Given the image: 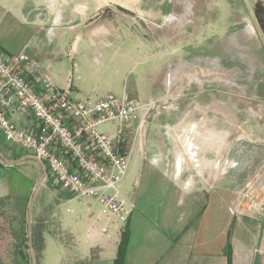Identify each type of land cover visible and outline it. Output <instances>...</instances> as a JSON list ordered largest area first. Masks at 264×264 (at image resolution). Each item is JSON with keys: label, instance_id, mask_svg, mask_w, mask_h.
Returning a JSON list of instances; mask_svg holds the SVG:
<instances>
[{"label": "rangeland", "instance_id": "rangeland-1", "mask_svg": "<svg viewBox=\"0 0 264 264\" xmlns=\"http://www.w3.org/2000/svg\"><path fill=\"white\" fill-rule=\"evenodd\" d=\"M95 1L102 3L97 13L90 7L83 23L81 16L77 14L73 19L74 28L65 31L60 26L56 27L50 44L45 41L55 53L63 48L64 31L65 36L71 38L83 34V39L90 43L88 38L95 36L91 35L90 27L97 22L96 25L102 29L99 36L107 39L110 45L95 50L101 65L93 66L92 76L88 74L85 77L81 91L87 94L81 98L77 96V80L75 76L72 80L73 76L69 71L65 72L64 83H57L60 89L65 86L68 92L70 89L73 91V98L84 101L99 98L103 94H113L120 98L124 94V86L131 87L134 84L139 89L141 99L151 102V108L143 121L126 127L127 134L123 143L129 144L132 152L128 173L120 185V193L128 200H135V211L149 215L158 227L160 241H156L155 254H164L173 259V245L179 241V236H183L184 257L186 248L189 249L190 257L196 253L197 247L192 243L191 237L198 236L199 243L221 242L217 223L210 225L213 228L209 237L205 236L206 230L201 231L210 227L207 215L215 211L214 202L208 201V192L212 190L216 194L227 190L226 194H233L235 199L239 196V202L232 198L233 201L229 204L228 210L233 219L239 220L242 215H246L261 225L264 224V212L260 211L256 215L249 209L254 201L264 205V200L257 198L264 187V174L254 170L252 160L259 157L264 147V140L258 132L259 128L264 130V101L255 91L258 77L255 74L254 59L248 58L245 49L239 44V36L243 30L254 33V17L251 12L255 0H68V3L74 6L78 3L91 5ZM109 2L110 6H105ZM137 36L143 37L135 38ZM82 51L92 56V50L82 47ZM98 52L102 55H98ZM61 53H64L63 61L68 64L70 56L67 57L63 49ZM117 66H122L125 74L114 73ZM163 67L166 73L162 93L158 97L147 98V90L158 85L164 75V72L160 73ZM117 126V121H111L102 124L100 129L105 130L108 137L115 141ZM183 130L189 134V137L186 135V140L191 136H201L202 138H195L197 144H209L208 146L213 147L206 142L208 135L211 143L215 141L216 151L230 153L229 167L223 164L221 158L215 162L216 179L228 176L233 178L245 172V178H249L248 184L245 185V180L241 185L236 179L231 180V184L221 180L214 186H200L196 192L188 180L187 191H173L172 186L178 188L184 184L185 176L178 185L177 181L183 176H180L182 171L179 172L177 159L174 166H161L159 151L166 149L181 155V142H184L186 134L182 133ZM182 157L185 159L183 155ZM199 166L198 161L196 167ZM197 175H192V179L201 178ZM175 176L178 178L174 185ZM21 190L20 200L15 204L25 207L28 190L26 186ZM42 191L41 188L35 193V198L40 196L36 203L33 200L27 206L25 223L23 222L28 226L31 219L33 223L34 242L32 245L27 243L28 248L24 249V255L30 264H39L38 259L41 257L37 249L36 210L40 205ZM219 209L216 207V211ZM65 210L67 207L59 209L60 212ZM46 211L51 217L49 220H58L53 208L48 207ZM40 215L44 217L46 212ZM259 215L263 216L258 217ZM9 219L12 220L7 218V221ZM124 233L125 230L120 243L124 240ZM29 236L30 234L27 237L30 238ZM153 238L151 235L150 239ZM136 241L134 240V248L138 246ZM153 245L155 243L151 249Z\"/></svg>", "mask_w": 264, "mask_h": 264}, {"label": "crops", "instance_id": "crops-1", "mask_svg": "<svg viewBox=\"0 0 264 264\" xmlns=\"http://www.w3.org/2000/svg\"><path fill=\"white\" fill-rule=\"evenodd\" d=\"M100 5L102 3H97L96 1L91 3V5L78 3L74 6L70 5L68 0H61L60 2L58 0H0V52L8 55L18 54L22 51L26 52L43 68L48 70L54 84L59 89L61 87L57 83H64L65 72L69 71L73 76L72 80L74 76L77 80V85L75 86L77 96L80 98L84 97V94L87 93L82 92L81 89H83L85 84V77L88 74L92 76L94 70L91 68L93 66L101 65L95 50L109 46L110 43L107 39L99 36L102 33V29L96 25L97 22L95 23L96 27H94L95 25L90 27L91 35H95L88 38L90 43L83 39V34L75 35L71 38L65 36V31L75 27L73 19L77 14L81 16L83 23L86 21L85 18L88 15L86 13H89V8L92 7L93 11L97 13L100 10ZM108 5L110 6V2L105 6L108 7ZM251 14L254 17V33L243 30L239 36V44L245 49L246 56L254 59L255 74L258 77L255 91L264 101V0L254 1ZM59 26L65 30L63 32L64 37H62L64 38L62 41L64 42L65 40V43L62 49L66 56H70L68 64L63 61L64 53H61L62 49L55 53L47 46V42L50 44L55 34V29ZM142 37L137 36L135 38L142 39ZM82 47L85 50H92V56H88L85 51L84 53ZM98 53V55H102L101 52ZM54 67L57 69L55 70ZM164 68L160 69V73L164 72V75L159 84L147 90L149 93L147 98L158 97L162 93L163 79L166 73ZM125 72L122 66H117L114 71L117 75H123ZM26 74L32 80L33 75L29 69H26ZM159 77L161 76L159 75ZM132 86H124L123 91L131 96H140L136 85L133 84ZM65 88L64 86L61 90H65ZM72 92L70 89L69 97L72 100L79 101L72 97ZM140 98L142 97L140 96ZM8 116L17 125L35 132L33 119L27 114L15 113L12 115L8 114ZM117 130L118 126L115 131L116 135ZM101 131L108 136L105 130ZM258 132L264 140V130L259 128ZM182 133L186 134H184V142H181V150L183 151L181 155L175 152L171 153L166 151V149L163 152L159 151L161 154L159 164L161 166L162 164L172 166L177 159L179 172L182 171L180 176L183 177H180L179 181H177L176 178L178 177L175 176L176 180L173 179L174 185L176 181L178 185L183 182L182 179L185 176L184 184L178 188L172 186L173 191L181 193L187 191L188 180L191 181L196 192L199 191L200 186H214L221 180H223V183L228 181L227 184H231V180L236 179L240 185L245 180V185L248 184L249 178H245V172L243 175L233 178L228 176L221 180L216 179L215 162L221 158L223 164L229 167L228 159L230 158V153L216 151L214 147L215 141L211 143L208 135L206 142L212 144L213 147L208 146L209 144H197L198 141H195L196 137L191 136L186 140V135L189 137V134L185 130ZM126 134L127 128L124 129L119 142V149L124 154H128L131 149L129 144L123 143ZM199 137L201 136L197 138L199 139ZM91 152L93 153V151ZM170 153L171 155H169ZM259 154L258 158L252 159L255 165L254 170L264 174V147ZM198 161L200 166L196 167ZM195 174H198L201 178L192 179ZM24 186L28 190L27 205L19 207L15 202L20 200L21 188ZM41 188L43 190L41 201L36 210L38 215L36 218L37 249L41 253L39 264H114L124 230L128 232V247L125 252L124 264H264V224L261 225V223L248 218V216L246 217V215H242L239 220L233 219L229 213L230 202L233 200L239 202V196L235 199L233 194H226L227 190H223L218 194H216L215 190L208 192L210 196L208 201L214 202L213 207L215 206V211L207 215L210 219L209 226L218 224L217 233L221 237L220 243L212 242L208 244L210 241L199 243L198 236L195 238L191 237L192 243L194 242L197 247L196 253L190 257L189 249L186 248L184 257L183 236H179V241H176L173 245V259L172 257H165L164 254L160 256L155 254L156 241H160L158 238V227L149 215L135 211V200H128L122 196L130 206L134 207L132 215L128 222L122 225L120 231L116 229L111 230L109 233H104L102 228L105 224L115 223V220L101 215V206L98 201L63 191L55 183L46 164L40 163L32 153L24 150L19 145L8 142L1 131L0 264H30L24 255V249L28 248L27 243L32 245L34 242L32 235L33 223L31 219L29 224L26 220L28 226L23 224V222L26 218L27 206L31 205L33 200L36 203L37 197L40 198L39 195L36 198L34 195ZM232 198L233 200H231ZM257 198L261 201L264 200V187H262L261 193ZM217 202L218 204L216 205ZM48 207L53 208L55 214L58 215V220L55 222L49 220L51 217L46 211ZM61 207H67V210L60 212L59 209ZM69 207H72V209ZM216 207L220 209L216 211ZM44 212H46V215L43 217L40 214ZM261 216L263 215L258 217ZM6 217L12 220L9 219L7 221ZM50 223L53 224L50 225ZM231 224H233V227H231ZM205 228L207 229H201V231L206 230L207 235L205 236L209 237L208 234L211 233L213 227ZM192 233H194V230H192ZM28 234H30V238L27 237ZM151 235L154 236L152 240L150 239ZM134 240H137L136 244L138 246L136 248H134ZM153 243L155 245L151 249Z\"/></svg>", "mask_w": 264, "mask_h": 264}, {"label": "built area", "instance_id": "built-area-1", "mask_svg": "<svg viewBox=\"0 0 264 264\" xmlns=\"http://www.w3.org/2000/svg\"><path fill=\"white\" fill-rule=\"evenodd\" d=\"M150 103L127 92L120 98L105 94L72 100L67 90L56 87L48 70L26 52H0V131L8 142L46 164L63 191L98 201L101 215L115 220L105 224L104 233L122 229L134 210L120 193L132 148L124 154L119 142L128 125L147 116ZM15 113L32 117L35 132L12 121L8 114ZM111 121L118 122L119 139L115 141L100 130ZM262 121L264 128V118ZM249 209L257 215L264 212V205L254 201Z\"/></svg>", "mask_w": 264, "mask_h": 264}, {"label": "trees", "instance_id": "trees-1", "mask_svg": "<svg viewBox=\"0 0 264 264\" xmlns=\"http://www.w3.org/2000/svg\"><path fill=\"white\" fill-rule=\"evenodd\" d=\"M127 243H128V232L126 230V233H124V240L120 243L118 255H117V258H116L114 264H124ZM38 254H40V253L38 252Z\"/></svg>", "mask_w": 264, "mask_h": 264}]
</instances>
